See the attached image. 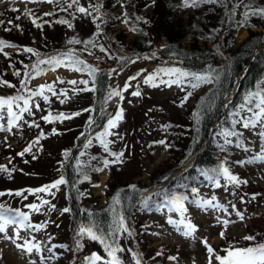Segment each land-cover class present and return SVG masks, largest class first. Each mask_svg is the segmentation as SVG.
<instances>
[{
  "label": "trees",
  "instance_id": "16d2710c",
  "mask_svg": "<svg viewBox=\"0 0 264 264\" xmlns=\"http://www.w3.org/2000/svg\"><path fill=\"white\" fill-rule=\"evenodd\" d=\"M43 1L46 2V0H35V3ZM67 2L59 0V3H48L50 6L48 10L35 5L29 9L31 15H25V11H13L12 9L18 8L12 5L4 10L0 9V21H3V24H0V41L15 46L5 47L3 52H0V80H6L15 86L0 85V97L24 95L27 92L21 88L22 80H26V87L31 89L32 80L45 75L50 70L48 65H40L44 69L43 74L31 79L26 77L24 74L32 72V65L38 59L72 53L96 69L94 83L93 77L87 72L74 71L86 75L89 81L88 87L94 89L85 91L90 94L89 103L87 102L88 104L83 105L81 109L72 112L64 110L65 107L68 108L67 102L61 103V99L57 98L54 103H50L51 96L45 94L49 96L50 101L44 103L45 112L42 115L37 113L36 121L34 117L25 120L26 128L29 125H39V127L29 126L32 131H36L34 132L36 134L20 152L37 138L39 142L34 144L29 152L40 145L42 139L58 140L66 135L62 140L64 142L68 140V144L63 154L61 177L66 181L65 202L66 208L70 209L67 212L69 234L67 240L58 245L60 252H78L80 248H77V240L80 236L77 233L80 226L93 224L98 234L108 237L107 242L112 247L118 245L123 249L115 253L122 264H136V259H139L140 264H165L169 257H175L176 254L166 251V246L150 248L151 241L147 237L154 233L152 229L156 224L149 220V215L166 212L177 217L182 216L181 211L170 203L174 196L184 198L182 203L186 209L183 212L185 215L189 205L199 199L202 187H217L208 177L215 175V170L221 165L228 167L233 174L234 167L239 165L237 161H247L242 153H247L248 157L253 158L262 152H256L245 143L240 131V126L243 124L237 121H241L245 113L252 114L248 111L249 107L254 109V103H246V97L250 93L264 91V16L252 15L250 12V10L264 9V0H218L217 3H200L197 7H183L182 0H122L125 30L116 32L115 27L121 15L116 12V8L120 0H79L80 6L87 8L92 15L76 11L75 5L67 11H62V7L67 8ZM90 5L99 6L100 12L93 11ZM245 12H249L247 24L240 26L245 19ZM33 19H36V24L32 22ZM125 19L127 23L124 22ZM60 20H67L68 23H58L57 21ZM37 24L42 27H37ZM68 24H71V27ZM241 30H246L248 35L237 45L235 40ZM130 34L135 36L131 41L127 40ZM71 41H80V43ZM25 48L33 49L34 53H39V56L24 51ZM148 63L154 66L151 74L156 73L158 69H180L182 72L194 75H210L213 82L202 83L199 87L193 88L191 85L196 83L193 76L183 78L182 82L177 84L181 90L168 101L175 110L173 113L166 111L163 104H156L157 101L149 96L146 97L147 100L142 97L144 106L130 112L121 107L122 119L116 122L115 128L109 130L113 134L106 137L109 144L108 150L105 151L96 136L104 132L108 119L115 117L116 114L102 110L109 101L106 98L111 89V76L114 72H123L133 66L139 68ZM59 68L70 71L64 66L56 67L55 70ZM16 72L20 75H14ZM139 72H142V69H139ZM139 72L131 77L137 78ZM165 78L170 79L161 72L153 81L158 86L152 88L157 91L169 88L166 84L160 83V80ZM171 79H176V76H172ZM134 80L128 79V83ZM237 81V90L231 101L224 105V100ZM84 87L82 84H77L74 85L73 90L77 91ZM59 88L67 89L68 86L63 84ZM140 93L142 95L141 91ZM188 93L191 95L188 96ZM186 96L187 100H185ZM145 101L150 104L152 110L157 112L164 110L165 120L162 121L159 116H151L149 114L151 109L145 107ZM86 109L88 111H85ZM49 113L52 117L64 113L71 118L52 119L51 122H46L42 117ZM74 113L79 115H72ZM125 114L130 119V124L128 123L126 129H118ZM134 115L141 120V116L145 115L147 123L138 129L136 125L133 128L131 124ZM87 128L90 130L85 140ZM72 131L74 134H71ZM225 131L235 132L238 135L229 136L232 142L226 144L221 137ZM17 133L24 136V131H16L12 132L13 137L18 136ZM41 133H43L42 137ZM57 133L59 135L55 136ZM166 134L167 138H165ZM145 136L148 138H144ZM133 137H136L135 142L131 141ZM112 138L118 141L119 146L110 144ZM161 141L166 143L172 163L150 173V185L144 186L132 180L139 174L125 176L123 170L126 168L127 160L131 159V155H127L130 150L133 151L135 147L134 151L151 159L157 145L163 144L160 143ZM132 143H134L133 149L129 147ZM86 144H88L87 148H85ZM71 145L74 149H70ZM29 152L20 156L13 147L3 150L6 156L12 157V160L22 157L23 161L28 157ZM110 153H123V155L118 162H112L116 161V157ZM135 155L137 156L138 153ZM138 159L143 167V159L140 155ZM105 160L110 161L107 167H104ZM191 161L193 163L189 170L172 178ZM97 168H103V171L107 169L110 173L106 183L107 190L104 193L107 202L103 207H97L95 199L88 192V189L97 187L94 185H99L97 177L103 171L98 172L95 170ZM85 175L89 179H84ZM233 175L239 176V174ZM219 179L220 183L226 182L224 178ZM5 182L8 181L0 172V186ZM160 185L163 187L157 192L144 196L148 189ZM228 186L243 206L254 207L253 197L256 198L258 193L247 183L239 186L227 184ZM2 191L0 190V193ZM22 192L24 193L23 188ZM114 198H118L119 203L114 204ZM4 202L0 201V205L15 210L10 205L3 204ZM31 216L34 218L36 214ZM121 216L128 229L127 232H115L116 223ZM253 221V227L247 229L250 231H247L244 237L254 236L255 239L245 240L243 237L233 240L235 245L231 244L232 246L246 248L264 244V216L258 212ZM92 242L93 254L99 252L97 255L102 258L95 261V264H105V261L112 259L108 256L104 244V246L99 244V240ZM95 245H100L101 249L98 247L95 249ZM88 247V244L85 245L84 250L86 251ZM211 247L216 250V254L221 256L226 254L223 250ZM158 252L160 255H157Z\"/></svg>",
  "mask_w": 264,
  "mask_h": 264
},
{
  "label": "rangeland",
  "instance_id": "374dc122",
  "mask_svg": "<svg viewBox=\"0 0 264 264\" xmlns=\"http://www.w3.org/2000/svg\"><path fill=\"white\" fill-rule=\"evenodd\" d=\"M13 2L11 0H0V9L4 10L6 7H9V4ZM44 2V1H43ZM48 2H46L47 4ZM19 6V11H24L25 7L22 2H15ZM44 5V4H43ZM43 10L49 9V4L46 6H41ZM116 12H118L120 17L118 18V24L115 27V32L117 30H125V26L123 25V6L122 0L118 4L116 8ZM115 35V33L113 34ZM248 35L246 30H241L238 32L236 37V44L241 43ZM135 38L134 35L130 34L127 37V40L131 41ZM139 69H142V72H139ZM154 70V66L150 63L143 65L142 67H130L127 68L123 72H114L111 76V89H123L128 79L134 74L138 73L137 78L130 82V87L127 91H123V100H120L119 97H113L110 99L107 104L102 108V110L108 111L110 114L116 113L121 107L122 109L130 112L131 110H135L140 106H144L143 99L146 97H151L155 99L157 103L163 104V108L166 111L173 113V106L168 104L169 98L178 94L181 90L179 85H174L171 88L154 90L152 86L149 84H145L144 78L150 75ZM57 77H60L65 81L64 85H67L68 88H59L63 84L56 83L55 88L59 93L60 90H66L67 99L64 96H60L59 99L67 102V107L64 110H69L70 112L83 108L87 102L89 103V95L85 91H74V85L68 84L67 81L70 80H88L86 75L78 74L74 71H67L63 69L57 70H49L45 75L39 76L32 80L31 82V90H36L38 86L44 84H50L54 81H57ZM164 80H167L166 78ZM164 85V84H162ZM142 92L140 96H133L132 92L137 90ZM72 93V94H71ZM45 94H49L51 96L50 99L52 101L50 103H54L57 99V96L51 95L50 92L45 90ZM70 94V96H69ZM28 93H25L24 96H27ZM109 96V95H108ZM38 103L40 105L39 110L32 106L31 110L33 116L28 113L23 114V119L18 122V126H14L11 132L8 131H0V165L7 166L8 169H12L14 171L9 175L6 172H2L3 176L8 182H5L2 186H0V190H11L13 191L12 195L0 196V201H5L3 204H8L11 208L15 210H19L29 214L30 221L33 225L43 224L44 227L39 231H21L20 236L23 238L30 239L31 237H35L34 242H39L42 245V251L40 254L28 255L25 251L21 249H17L15 243L23 244V239L16 240L13 243L10 239H5L3 234H0V264H30L31 261L35 260L36 264H40L41 256L50 259H46L44 264H89L87 257H92L94 247L92 240L84 235L83 237H79L77 241L82 245L78 252L70 251L68 252H60L58 245L65 242L68 238V224H69V215L67 212H63V209L66 208L65 202V190L66 186L61 184L59 189L51 188L48 192H29L28 190L39 189L45 185H51L58 177L61 178L63 175V164H64V151L67 149L68 140L65 142L62 141L63 138L54 139H45L40 141V145H37L36 148H40L37 150L34 148L31 152L27 154V158L23 161L17 158L12 160V157L9 158L3 153V150L7 147H13V150L17 153H20L21 149L30 142V139L34 137L36 133L35 130H31L29 126H25L26 119L29 117L36 121V115H42L45 112V101L41 98H35L32 104ZM87 103V104H88ZM145 103V107L147 109L150 108V104ZM70 107V109H69ZM14 111H18L14 107ZM183 111V110H182ZM126 114L128 115V113ZM150 112V111H149ZM124 115L123 121L119 124L118 129H126L128 126L129 118L127 115ZM151 116L156 117L159 116L162 121L165 120L163 116L164 110L157 112L156 110H152L149 113ZM5 119L0 120V124L7 125V117H6V109H5ZM35 115V116H34ZM141 115V114H140ZM252 114H244V118L250 117ZM108 117V116H107ZM141 119H138L136 115H134L132 124L133 128L137 127V129L146 124L147 121L146 116L142 115ZM64 125V124H63ZM22 126H25L22 128ZM91 126V125H90ZM148 126V125H146ZM92 127V126H91ZM22 128V130H21ZM44 130V129H43ZM90 128H87L86 135H88ZM16 131H24V136H21L20 133H17L18 136L13 137L12 132ZM102 131V130H99ZM137 131V130H136ZM240 131L242 133L243 139L248 146H251L256 152L264 151V136H261V133H264V126L261 124H257L256 127H248L245 128L242 125L240 126ZM81 132V131H80ZM79 132V133H80ZM158 132V131H157ZM52 133V132H51ZM48 134V128L46 130V135ZM74 134V131L71 132ZM70 134V136H71ZM59 134H55L58 136ZM78 135V134H77ZM88 136L85 137V140ZM110 137V136H109ZM222 140L225 141V137L221 135ZM144 138H148L145 136ZM167 138V134L165 135ZM229 139V137H228ZM47 140V141H46ZM84 140V142H85ZM111 140V139H110ZM132 142L136 141V137L131 139ZM43 142V143H42ZM45 144V145H44ZM112 146H119L118 141L115 138H112L110 141ZM131 149L134 147V143L129 146ZM70 148V147H69ZM129 148V150H130ZM70 149H74V146L71 145ZM119 150V148H117ZM135 149V147H134ZM130 150L127 155H131V159H126L127 164L126 168L123 170L125 172V176L139 174L138 176L132 178L134 182H140L141 185L148 186L149 183V175L150 173L155 172L159 167H164L165 165L171 164V153L166 146V143L157 145L155 152L151 159L146 158L143 154H140L138 151ZM133 152V153H132ZM143 152V151H142ZM141 152V153H142ZM135 153H138L136 156ZM244 154L245 160H251L252 156L248 157L247 153ZM139 155L141 159H143V167H141V162L139 163ZM134 156V157H133ZM130 158V157H129ZM28 159V160H27ZM31 161V163H30ZM193 161L187 163L181 170L177 171L175 175L172 176L174 178L176 175H179L191 168ZM35 164V165H34ZM110 173L107 169H105L101 174L98 175L99 186L95 188L88 189L89 194L92 198L95 199L97 207H103L107 199L104 195L106 192V183L110 178ZM233 174H239L238 178H241L247 181L249 187L258 193V196L254 199L253 208H247L245 205L241 203V201L236 198L234 193L229 190L227 187V183L224 181L220 183L218 187H202L200 190V194L198 196L197 201H210L213 197L215 200L212 201L214 204L223 205L222 209H212L208 208L207 210L197 207L196 204L189 205L188 210L185 215L177 217L176 215H172L166 212H161L160 214H150L149 220L154 222L156 225L152 229L153 234L147 237L151 241L150 248H159L166 246V251L171 253H175V259H168L165 264H208L209 254L206 251L205 245L203 244V240L206 238L207 242L210 246H214L218 250L227 249L231 244H234L233 240L242 239L246 234L248 228L253 227V218L257 217V213L259 212L262 216H264V162H253L246 163L244 165H237L234 167ZM131 180V179H130ZM160 187L163 186H153L148 189L144 196L148 194H153L157 192ZM22 188L24 193L22 192ZM19 191L22 194L17 196L15 193ZM9 193V192H8ZM253 196V194L251 195ZM41 200L49 201V204L41 205ZM37 204L40 207L39 211H33L28 205ZM54 205V208L52 207ZM234 206V207H233ZM226 209L227 211H225ZM239 212L242 214L243 219L240 216H237L236 213ZM31 214H36L34 218H32ZM217 217L221 219H228L230 223L225 228L222 224L217 223ZM169 218L174 221H179L183 218L185 223L191 222L198 227V230L194 233L192 237H184L181 232H178L176 226L168 223ZM34 222V223H33ZM181 230H183L184 225H180ZM224 231V238H221L220 233ZM7 234L10 237L14 238L13 228L9 227L7 229ZM237 243V241H235ZM103 245L102 243L98 242ZM70 244V243H69ZM89 245L88 249L85 251V245ZM235 245V244H234ZM104 246V245H103ZM100 248V245H95L96 248ZM51 248L52 252H49L48 249ZM101 251V250H100ZM99 252H97L98 254ZM213 264H218L214 260Z\"/></svg>",
  "mask_w": 264,
  "mask_h": 264
},
{
  "label": "snow or ice",
  "instance_id": "6c2138e0",
  "mask_svg": "<svg viewBox=\"0 0 264 264\" xmlns=\"http://www.w3.org/2000/svg\"><path fill=\"white\" fill-rule=\"evenodd\" d=\"M26 2H35V0H26ZM48 3H59V0H46ZM67 2V0H65ZM218 0H182V6L183 7H197L200 3H217ZM76 6V11L80 13H84L85 15H92V12H90L87 8L80 6L79 0H71V2H67V8H61L62 11H67V9H71L73 6ZM90 7L93 9V11L99 13L100 8L99 6L90 5ZM13 11H19L18 9H12ZM252 15H260L264 16V9L259 10H250ZM25 15H31V10L26 9ZM45 15H52V13H45ZM245 19L241 22L240 26H244L247 24L249 12H245ZM126 16V14H125ZM99 18V17H95ZM19 19V17H17ZM138 19H141L138 17ZM32 22L36 24V19H33ZM58 23H68L67 20H60L57 21ZM127 23V19L124 21ZM11 23V21H9ZM0 24H3V21H0ZM37 27H42V25L37 24ZM69 27H71V24H68ZM99 27V25H97ZM72 43H80V41H71ZM5 47H15L14 45L7 44L4 41H0V52H3V49ZM102 51L104 49H101ZM24 51L29 53H34V50L31 48H25ZM35 55L39 56V53H34ZM5 55H7L5 53ZM48 65L50 70H55L56 67L64 66L67 67L70 71H76V72H87L88 75L93 77V83H94V76L96 69L87 65L83 60L79 59L78 57L74 56L72 53H61L60 56H53L49 57L47 59H38L37 62L32 65V72L31 73H25L24 75L28 77L29 79L35 78V76L41 75L44 73V69L40 67V65ZM163 72L165 75H168L170 79L168 80H160L161 84H166L167 86H171L172 84H180L183 80V78L188 77L189 75L193 76V79H195L196 83L192 84L191 86L193 88L199 87L202 83H212L213 79L210 75H194L187 72H182L180 69H158L156 73L150 74L144 78V83L149 84L152 87H157L158 85L154 83L153 81L157 78V76ZM34 74V75H33ZM14 75L19 76L20 73L16 72ZM172 76H176V79H171ZM136 79V77H130L129 81ZM63 84L65 81L61 79L60 77H57V81H54L50 84H44L38 86L36 90H31L26 87L27 81L22 80L21 81V88L24 89L28 93L27 96L24 95H16L12 97L3 98L0 97V120L5 119V109H6V117H7V125L0 124V131H8L11 132L14 126H18V122L23 119V114L28 113L29 115H33L32 113V106H34L36 109L39 110L40 105L38 103L32 104L34 101V98L36 97H42L43 100L46 103H49V96L45 95V90L51 93L53 96H57L59 99L60 96H64L65 99H67V92L66 90H60L58 93L56 91L55 85L56 83ZM68 84L71 85H77L82 84L85 87L79 89V91H91L94 90L92 88L88 87L89 81L88 80H70L67 81ZM0 85H7L9 87H15L10 82L6 80H0ZM130 87V84L128 82L125 83L123 89H113L109 96L106 98V100H110L113 97H119L120 100H123V91H127V89ZM133 96H140L141 93L139 91V88L137 87V90L132 92ZM191 93H188V96H190ZM185 100H187V96L185 97ZM61 103H64V100H60ZM246 103L253 104L254 103V109L252 107L248 108V111L252 113V115L248 118H241L243 127H256L257 124H261L264 126V91H258L255 93H250L248 97H246ZM14 107L18 109V111H14ZM243 107V106H242ZM85 111H88L86 109ZM122 113L123 110L120 109L116 112L115 117H110L107 121V127L105 128L104 132L97 134L96 139L100 141L102 146L104 147L105 151L108 150V144L109 141L106 139L108 135H111L113 133H110L111 128H115L117 126L116 122L122 119ZM72 115H79V113H74ZM236 115H239V113H236ZM71 116H66L64 113H60L54 117H52L51 113L49 115L43 116L42 119L46 122H51L52 119L55 120H63V119H70ZM91 123V121H90ZM39 127V125H29ZM55 132V130H53ZM222 135L225 137V143L229 144L232 141L228 139L229 136L238 135V133L225 131L222 133ZM261 136H264V133L260 134ZM43 136V133H41V137ZM39 142V138L37 140H34L31 144H29L27 147L24 148V150L18 155L23 156L26 152H29L32 148V146ZM91 141H89V144ZM160 143H163L161 141ZM240 146V145H238ZM88 147V144L85 145V148ZM110 155H113L116 157V161L112 162H118L120 157L123 155V153H110ZM253 162H264V151L261 152V154L256 155L252 158V160L248 161H237L238 164L244 165L246 163H253ZM110 161L105 160L104 161V167H107ZM96 171L100 172L103 171V168H97ZM14 171V169H8L5 165H0V172H6L9 175H11V172ZM210 180H212L216 186H220V179L224 178L226 180L227 184H233L235 186H239L240 184L244 183L246 184L247 181L240 180L236 175H233L228 167H224L221 165V167L217 170H215V175H210L208 177ZM84 179H89L87 175L84 176ZM66 183V181L61 177L60 179L56 180L51 185H45L39 189L34 190H28L29 192H48L51 188L59 189V186L61 184ZM99 186V185H94ZM8 195H12L13 193L9 192ZM22 193L17 191L15 195L19 196ZM5 195V193H0V196ZM255 199V197H253ZM184 200L183 197H177L174 196L171 198L170 203L174 205V207L177 210L181 211V215L183 216V212L186 211L184 209V205L182 201ZM215 200V197L212 198L210 201H193L194 204H196L197 207H200L202 209L207 210L208 208L212 209H222L223 205L214 204L212 201ZM119 203L118 198H114V204ZM49 204V201L47 200H41V205ZM30 209L33 211H39L40 207L37 204H31L28 205ZM54 208V205H52ZM234 207V206H233ZM227 211L226 209H224ZM70 209L64 208L63 212H69ZM237 216H240L241 219H243V216L241 213L237 212ZM217 223L222 224L225 228L230 223L228 219H221L220 217H217ZM168 223L173 224L176 226V229L178 232H181V234L184 237H192L194 236V233L198 230V227L191 223L190 221L185 223L184 219L182 218L179 223L177 221L172 220L169 218ZM180 225H184L183 230H181ZM9 227L13 228L14 232V238L8 236L7 229ZM43 224L39 225H33L30 222V217L28 213L19 211V210H12L10 208H7L5 205H0V234H3L5 239H10L15 243L16 240L23 239V244L15 243V246L17 249H21L22 251H25L28 255L33 254L35 252L36 254H40L42 251V245L39 242H34L35 237H31L30 239L23 238L20 236L21 231H39L41 228H43ZM94 225H81L78 230V235L83 237L84 235H87L92 240H99L102 244L105 245V250L108 253L109 257H112L111 260L105 261V264H122L120 259L115 255L116 252L123 251L122 248H119L117 245L116 247H112L111 244H109L108 237L103 236L102 234H98L97 231L94 230ZM128 229L124 224L123 217L121 216L119 220L116 223L115 232H127ZM131 235V233H129ZM221 238H224V231H221L220 233ZM245 240H254V236H246L244 237ZM113 243L115 241L113 240ZM203 244L205 245L206 251L209 254V260L208 264H213V257L218 264H264V244H259L254 247H246V248H239L234 247L232 245L229 246V248L224 249L225 255L221 256L219 254H216V250L213 249L207 242V239L205 238L203 240ZM65 247L66 246H62ZM82 245L77 241V248H81ZM49 252H52V249H48ZM135 257V254H133ZM157 255H160L158 252ZM51 257L45 258L41 256L40 258V264H44V261L46 259H50ZM102 258L97 255L93 254L92 257H87L86 260H88L89 264H95V261L101 260ZM169 259H175V257H169ZM30 264H36V261L33 260L30 262ZM136 264H140L139 259H136Z\"/></svg>",
  "mask_w": 264,
  "mask_h": 264
}]
</instances>
